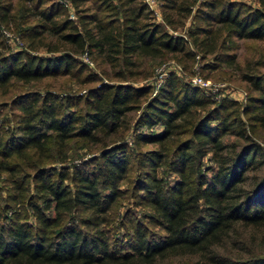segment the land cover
I'll return each instance as SVG.
<instances>
[{"label": "trees", "instance_id": "16d2710c", "mask_svg": "<svg viewBox=\"0 0 264 264\" xmlns=\"http://www.w3.org/2000/svg\"><path fill=\"white\" fill-rule=\"evenodd\" d=\"M72 1L77 19L66 2H0L2 21L12 19L32 49L0 54V89L59 76L96 83L15 99L20 134L0 131V175L11 185L0 264H264V159L249 134L264 128V71L244 74L245 104L175 72L154 94L133 84L143 58L190 63L192 43L213 67L238 63L228 52L238 40L264 44V0H205L188 38L152 20L144 0ZM163 1L165 23L178 30L195 0ZM41 48L49 54L33 52ZM82 54L113 74L104 69L106 80ZM75 143L98 153L52 166Z\"/></svg>", "mask_w": 264, "mask_h": 264}, {"label": "rangeland", "instance_id": "374dc122", "mask_svg": "<svg viewBox=\"0 0 264 264\" xmlns=\"http://www.w3.org/2000/svg\"><path fill=\"white\" fill-rule=\"evenodd\" d=\"M11 1L15 5H21L22 0H0V2ZM66 2L69 8L72 18L77 19L76 6L72 0H55ZM94 0L86 1L81 8L93 4ZM149 8L152 10L154 20L157 23H162L166 26L167 30L175 35H181L188 38L187 30L190 27H194L195 20L193 14L195 11L201 7V4L205 0H195L193 4L192 14L185 19V25L178 30L173 29L167 25L163 17V0H144ZM248 2L257 5L255 0H247ZM0 32L2 33L1 39L3 44H0V54H7L11 51H19L23 49H29L28 43L20 35V30L17 28L16 23L11 19L9 22H3L0 16ZM239 48L234 52L238 55V63L229 65L226 63H220L217 67L209 65V63H214L216 60L212 57L208 59H203L201 53L197 51L196 47L193 46L192 49L195 51L196 56L192 58L190 63H182L178 61L177 58L171 55L165 57L151 58L145 57L140 62V72L141 78L136 80L134 85H150L153 87V94L158 91L160 86L164 84L168 75L175 72L177 75L182 77L186 81H190L193 85L203 88L208 94H212L217 100L222 98H231L239 101L241 104L247 102L248 95V83L244 80V74L248 71V68H253L251 71H264V44L260 41L244 39L238 40ZM32 50V49H29ZM34 53L39 54H49L44 48L39 50H33ZM81 59L90 65V68L96 72H99L100 76H103L106 80L109 79L108 75L104 74V69L107 70L110 75L113 74L112 66L100 67L92 60V57L82 54ZM217 65V63H215ZM107 76V77H106ZM114 81H116L114 79ZM131 81H126V83ZM96 83L93 82H82L81 79L71 77V76H59V77H49L42 81L24 83L15 82L8 90L0 89V131L7 135L12 133L20 134L19 123H20V111L14 106L15 99L20 95L32 91H53L63 93H84L87 89L95 86ZM140 111L133 110L129 113V118L135 121L139 115ZM133 132V131H132ZM128 135L129 140H131V133ZM252 138L261 146V153L258 154V158L264 159V128L257 127V132L249 133ZM227 140L244 144L245 139L238 136H230ZM76 147L70 150V158L66 162H54L51 163L52 166H62L68 165L75 161H80L82 159H87L90 156L97 154L98 152L92 151L89 146L82 145L81 143H75ZM149 146H144L148 148ZM251 172V174H255ZM0 178V186L3 189V199L0 201V213L5 215L3 211V206L6 202V195L10 190V182L5 181L8 177L7 173H2ZM126 183L125 185H127ZM31 190H34L33 185ZM128 207V200L123 201V206L121 210ZM140 209V208H138ZM140 211V210H139ZM262 235V233H261ZM261 239H258L260 241Z\"/></svg>", "mask_w": 264, "mask_h": 264}]
</instances>
